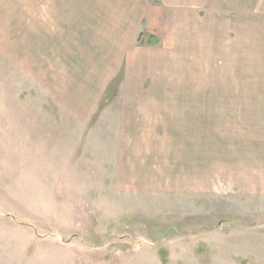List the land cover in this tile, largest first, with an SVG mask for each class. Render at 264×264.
I'll return each mask as SVG.
<instances>
[{
	"label": "rangeland",
	"instance_id": "374dc122",
	"mask_svg": "<svg viewBox=\"0 0 264 264\" xmlns=\"http://www.w3.org/2000/svg\"><path fill=\"white\" fill-rule=\"evenodd\" d=\"M257 3L0 0V264H264ZM107 13H146L121 63L98 37ZM149 29L167 42H141ZM123 105L144 107L123 112L120 145ZM205 115L206 167L187 143Z\"/></svg>",
	"mask_w": 264,
	"mask_h": 264
},
{
	"label": "crops",
	"instance_id": "0c3cea01",
	"mask_svg": "<svg viewBox=\"0 0 264 264\" xmlns=\"http://www.w3.org/2000/svg\"><path fill=\"white\" fill-rule=\"evenodd\" d=\"M206 1H209V0H206ZM229 0H219V4H218V7L219 9L222 8V10L224 11L225 8H228L227 6H231L232 7H235L236 8H240L241 6H249L251 8H257V0H230V2H228ZM145 4L149 3V0H144ZM72 15H75V14H72ZM132 15H135L134 17H131ZM115 16V18L113 19L112 17ZM146 16V13H137V14H134V13H131V14H125L123 17L119 14H114V15H108V13L106 14L105 17V20H104V24H105V21H106V28L105 30H103V35H100L98 33V37L99 36H102V41L104 43H110V44H116L118 47L116 49V57L118 56V59L120 57H124V55L127 54V52L123 51L125 49V47H128L129 43L132 41V39L138 35L139 33H137V29L135 28V26L133 27L132 26V23L135 21V19H137L138 17V20L139 18L141 17H144ZM144 21V19L142 18V22ZM71 22V21H70ZM69 22V25H72V31L75 33V35L72 37L73 40H76L78 39V35L76 34V25H77V22L75 23V19H72V23ZM148 32V33H147ZM89 33L92 35V37H96V33L95 31H92L90 30ZM143 41L144 44H149V45H153L155 42L153 41L154 38H157L159 41H162V42H167V40L161 36V34L159 32H156V31H153L151 29L147 30L146 31V34L145 33H142L140 36H139V40ZM171 38V37H170ZM91 39V38H90ZM141 41V42H142ZM151 41V42H149ZM115 62V61H113ZM122 61L119 59L117 60V63H121ZM205 93V92H204ZM204 93H199V94H196V93H191L192 95H197V96H202V95H205ZM94 96L96 95V91H94L92 93ZM222 94V90L221 88H218L217 91H216V96H219ZM195 101H197L196 99H194ZM205 104L204 101H202ZM96 104V102H95ZM203 104H200V103H194L193 106H202ZM220 104L217 105V107H215L216 109L219 107ZM139 106L140 108H143L144 106L143 105H123L119 111L122 112V115L120 116V120L118 119V123H120V127H121V130H120V133L119 135L117 136V143L118 144H123L124 143V140L123 139V136L124 135H127L124 131H123V127H124V123H123V117L125 116L123 112H142L143 109H139ZM221 106V105H220ZM130 108V107H135L136 109H123V108ZM81 107L78 106V108H75V109H69V111L71 112H74V113H79V111H81V109H79ZM96 106H92V108L90 107H87V111L85 113H89L91 115V113L95 110ZM160 108V107H159ZM220 109V108H219ZM217 109V113L220 114V110ZM154 111V110H153ZM158 111V109H157ZM166 111V110H164ZM199 111H201L203 114H205L206 112H208L207 109H203L201 108ZM84 112V110H83ZM219 114H217V117L219 116ZM88 117L87 115H84L83 117ZM163 117L166 119L164 120H170L173 116L168 113V114H164ZM195 117V116H194ZM202 119H205V121H203V124H200V126L198 124H195L193 126H191L190 128V131H191V134L192 135H198V134H201L202 136V140H198V141H188V149L189 150H192V153L195 155L194 157L196 158V161L197 163H202L205 167L209 165V158L207 157L206 154H204L202 151H198V150H201L200 148H202L203 146L204 147H207L208 146V139L210 138L209 137V134H208V129L206 128V124L208 122V116H202L200 117ZM230 118V117H229ZM191 119L192 116H191ZM232 122H234V119L233 117L231 118ZM75 127L77 128H82V127H85V125L88 126V123L90 122L87 119H78L75 121ZM161 122H162V117L160 118V115L159 117L157 118V126L159 127L161 125ZM171 127L168 129V132L170 131H174V137L175 138H178V139H183V132L182 131H179L177 130L176 126L173 124H169ZM217 133V132H216ZM215 133V134H216ZM77 134V133H76ZM75 135V134H74ZM165 135V134H164ZM128 136V135H127ZM216 136H219V134L217 133ZM112 138V137H110ZM197 138V137H196ZM111 141H113V139H111ZM187 146V145H186ZM87 159L88 161H91V158H88L87 156ZM205 160V162H204ZM91 164V163H90ZM121 165V164H120ZM96 163L94 164H91L89 165V169L92 170V169H96Z\"/></svg>",
	"mask_w": 264,
	"mask_h": 264
},
{
	"label": "trees",
	"instance_id": "16d2710c",
	"mask_svg": "<svg viewBox=\"0 0 264 264\" xmlns=\"http://www.w3.org/2000/svg\"><path fill=\"white\" fill-rule=\"evenodd\" d=\"M140 41H142L141 38H140ZM153 41H154L155 43H156V42H160L157 38H154ZM142 42H143V41H142ZM149 42H151V41H149ZM151 43H152V42H151Z\"/></svg>",
	"mask_w": 264,
	"mask_h": 264
}]
</instances>
